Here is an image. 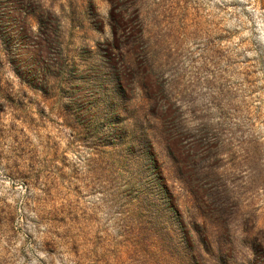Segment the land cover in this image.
<instances>
[{
    "label": "rangeland",
    "instance_id": "374dc122",
    "mask_svg": "<svg viewBox=\"0 0 264 264\" xmlns=\"http://www.w3.org/2000/svg\"><path fill=\"white\" fill-rule=\"evenodd\" d=\"M221 261L264 264V0H0V264Z\"/></svg>",
    "mask_w": 264,
    "mask_h": 264
},
{
    "label": "trees",
    "instance_id": "16d2710c",
    "mask_svg": "<svg viewBox=\"0 0 264 264\" xmlns=\"http://www.w3.org/2000/svg\"><path fill=\"white\" fill-rule=\"evenodd\" d=\"M117 31L118 30L115 31V34L117 33ZM135 33H136L135 31L125 32L124 37H118L115 35L114 40L112 42V50H114V52H116L117 54L114 56L109 55L107 57L106 65H107V70L109 72V76L113 77L115 75L120 86L117 87L118 92L113 91L112 89L109 88V86L105 87L104 89L106 92L112 93L113 96L115 97V100L118 99L120 104L122 102L126 103L125 94H124L125 88L123 86H125V82L127 81L128 76H129V72H128V68L126 67V63H127L128 59H130L131 57H134L135 51H136L135 48L130 47V45H132V43H133V40L136 39ZM121 82L124 84L123 86L121 85L122 84ZM121 97H122V99H121ZM113 105L116 106L115 104H113ZM107 108L112 109V107H110V106H107ZM118 109H119V107H118ZM123 115L128 116V112L125 108L123 109L122 117H124ZM115 120H116V123H118V125L123 124V120H122V118L120 119V116L117 117ZM113 130L119 132L117 134V136H118V139L120 141H122L123 139H126V140L129 139V140H133L132 141L133 144H135L137 142V139L134 136L133 132L129 130V124H127V123L124 124L122 129H120L119 126L118 127L116 126L113 128ZM220 260H221V258H220ZM220 264H227V262L221 261Z\"/></svg>",
    "mask_w": 264,
    "mask_h": 264
}]
</instances>
